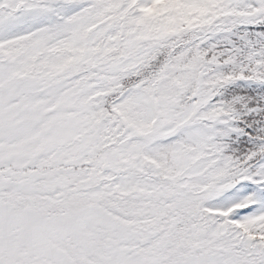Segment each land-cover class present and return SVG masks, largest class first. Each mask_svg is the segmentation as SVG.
<instances>
[{"label":"snow or ice","instance_id":"obj_1","mask_svg":"<svg viewBox=\"0 0 264 264\" xmlns=\"http://www.w3.org/2000/svg\"><path fill=\"white\" fill-rule=\"evenodd\" d=\"M0 264H264V0H0Z\"/></svg>","mask_w":264,"mask_h":264}]
</instances>
